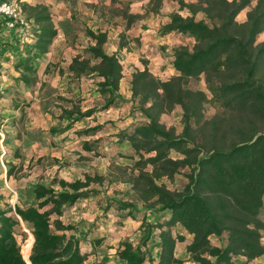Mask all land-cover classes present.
<instances>
[{"label":"trees","instance_id":"16d2710c","mask_svg":"<svg viewBox=\"0 0 264 264\" xmlns=\"http://www.w3.org/2000/svg\"><path fill=\"white\" fill-rule=\"evenodd\" d=\"M178 4L190 16L170 14L162 33L185 34L193 38V46L174 50L176 74L167 80L146 68L133 72L131 112L143 119L121 130L118 141L129 146L120 156L133 160L125 180L134 198L104 196L101 209L113 207L121 220L139 216L137 229L116 248L117 264H249L264 254V41L257 42L264 32V0H178ZM19 5L31 26L13 36L25 50L15 69L20 72L18 79L32 88L38 59L48 51L57 29L46 5ZM246 7L245 20L238 21L237 15ZM199 12L204 17L195 19ZM87 35L95 43L72 58L70 77L97 79V90L104 98L102 109L125 103L117 93L122 77L119 58L103 50L105 34L87 30ZM23 38L32 43L22 42ZM10 45L7 42L3 47L10 49ZM199 78L207 92L187 86ZM65 102L71 106H59L57 115L60 121H68L64 129L93 113L82 111L73 101ZM206 105L216 108L209 119L203 116ZM175 106L182 110L179 134L160 122L161 115ZM57 131L50 128L52 134ZM91 146L92 142H82L83 149ZM172 152L180 158L173 159ZM11 155L21 156L15 148ZM182 168L188 172L180 192L159 182L171 180ZM117 169L125 175L128 168ZM12 170V164H7V178ZM104 179L86 174L83 180L71 182H36L20 192L22 203L0 205V264H28L25 260L30 264H101L88 262L83 247L86 242L98 246L102 238L62 217L77 202L100 193L91 183L101 184ZM3 198L0 190V201ZM137 201L143 203L141 208ZM20 222L31 234L21 250L14 234ZM187 235L191 238L185 243L184 257H177L176 245L185 242Z\"/></svg>","mask_w":264,"mask_h":264},{"label":"crops","instance_id":"0c3cea01","mask_svg":"<svg viewBox=\"0 0 264 264\" xmlns=\"http://www.w3.org/2000/svg\"><path fill=\"white\" fill-rule=\"evenodd\" d=\"M16 1L19 4L46 5L57 29V35L48 51L38 59L34 87H26L18 79L20 72L15 69V62L24 55L25 50L13 40L14 32L2 28L0 18V51H3L0 55V127L5 129L2 130L6 133V143L3 141L5 140L3 134L0 147L6 151L10 150L12 145L8 138L13 134H8L10 132L5 126L13 130L21 116L24 129L21 132L13 130L17 138V146L13 147L20 153L25 152L23 155L28 158H23V163L28 162L31 157L38 159L43 155L50 156L54 158L56 167L59 168L58 177L65 181L83 180L84 176L90 172L92 175L103 173L106 166L113 162L118 163L122 158L132 160L120 156V153L129 149V146L126 142L118 141L121 130L143 119L135 118L131 112L133 110L130 101L132 74L136 70L141 71L145 68L161 80H167L176 74L173 66L174 50L181 46L191 48L194 40L174 31L162 33V28L169 23L170 14L176 12L186 17L190 16L189 11L180 8L178 0H82L84 1V31L81 32L70 28L69 25L75 19L63 0ZM182 1L196 2L197 0ZM107 9H112L116 13H110ZM195 17L201 19V13H197ZM241 21L244 19L242 18ZM28 26L31 25L28 24ZM87 30L105 34L103 50L119 58L122 65V77L117 93L125 100V103L119 102L117 105L102 109L104 98L97 90L98 80L91 75L80 79L70 77L68 66L72 58L82 54L83 48L95 43L87 35ZM7 42L11 44L10 49L3 47V44ZM22 42L31 44L32 40L23 38ZM45 85L53 89L54 97H58L54 100L55 111L51 113L42 109L40 105L43 100L41 87ZM75 98L79 101L78 103L75 102ZM63 99L78 104L82 111L93 110V113L75 121L70 128L64 129L68 121H60L57 118L59 106L70 107L71 102H65ZM25 103L28 105L25 106ZM51 127L58 131L52 134ZM93 128H96L93 132L78 134L82 130ZM82 142H92L91 148L83 149ZM1 177L7 179L5 173ZM104 196H114V194L100 191L94 197L77 202L65 211L64 215H69L66 218L68 222L78 224L84 230L90 228L94 236L102 238L98 246H94L91 242H86L84 245L83 250L88 253V262L117 264L115 251L119 242L130 237L140 221L139 216L121 220L113 207L104 212L101 209ZM78 207H84V209L80 211ZM186 237L183 244L189 242L191 238L189 235ZM107 241L113 243L112 248L100 252V248L104 247ZM262 244L264 245V236ZM176 256L183 258L184 254L181 256L176 254ZM144 264L150 263L146 261ZM182 264L195 263L185 261ZM249 264H264V254L253 259Z\"/></svg>","mask_w":264,"mask_h":264},{"label":"rangeland","instance_id":"374dc122","mask_svg":"<svg viewBox=\"0 0 264 264\" xmlns=\"http://www.w3.org/2000/svg\"><path fill=\"white\" fill-rule=\"evenodd\" d=\"M63 2L66 4V7L69 9V11L73 14L74 16L73 19H75L69 25L70 28L83 32L84 31V1L63 0ZM253 3L254 2L252 1L251 5ZM248 10L249 7L244 8L237 15L236 19L238 21H241L242 18L245 20L246 13ZM108 11L110 13L112 12L116 13V11L112 9H109ZM203 17L204 16L201 13V18ZM195 19H198V17H195ZM261 41H264V32L261 33L257 38V42H261ZM187 86L191 89H199L207 92L205 83L202 78L190 80ZM41 89H42L41 95L43 99L40 103L41 108L45 109L48 113L55 111V109L53 108L55 106L54 100L58 97L57 96L54 97L53 89L46 85L42 86ZM75 102L78 103L79 101L75 98ZM215 112H216V108L214 106L206 105L203 111V116L205 119H209L215 114ZM119 119L122 120L123 118H119ZM160 122L163 123L166 127H172L176 134L181 133L183 128L182 110L178 106H175L170 112L161 115ZM22 123L19 122L18 125L15 126L13 130H19L20 132L23 131L24 125ZM5 128L9 130L8 132L10 133L8 134H13V135L12 137L8 138L10 145H12L9 151H6L0 147V190L4 196L3 200L0 201V205L3 207H13L15 204L23 202L22 199L24 200V196H21L22 199H20V192H22L32 184L36 182H43L45 184H48L51 183L53 179H58L59 177L57 171L59 170V168L56 167L57 164H55L54 158L47 155H43L38 159H33V157H31V159L29 161L26 160L28 162L25 163H23V158L25 159L28 158L27 156L23 155L25 154V152L21 151L20 153L21 156L19 157V160L17 158H11L12 151L14 150V147L17 146L16 145L17 138L16 135H14L16 134L15 131L10 130V128L6 126ZM2 129L3 128L0 127V140H1L0 142H2L3 134L5 135L4 139L6 138V133L3 132V130L5 129L3 130ZM170 156L173 159L180 158V156L175 152H172ZM5 157H7V159L10 160L9 163H5V159H4ZM7 164L10 165L12 164L13 170L10 175L11 178L4 179V177L1 176L4 175L7 169ZM132 165H133V160H124L123 158L118 163H114V162L110 163L108 166H106V169L104 170L103 173H94V174L103 175L105 177L103 182L101 184L91 183V186L101 192L108 191L109 193L114 194L118 198H122L124 200H133L134 195L131 188V184L125 180L128 176H130L132 172L131 170ZM118 166L128 168L126 170L125 175H122V173H120V171L117 169ZM187 172H188V168H182L180 171H178V173H176L173 176L171 180L162 178L159 182H164L171 191L180 192L187 181L185 177ZM133 173L136 174L137 171L134 170ZM89 174L90 176H92L91 172ZM136 204L139 208L143 206L142 202L137 201ZM78 208H79L78 210L80 211L84 209V207H78ZM67 216L69 215L66 216L63 215L62 217L63 220L66 222H68L66 220ZM14 234L17 239V242L20 245V250H21V248L24 247L27 244V242L30 240L31 234L24 225V223L22 222H20V224L15 227ZM112 244L113 243H111V241H107L106 245L100 248V252H104L107 249L112 248ZM184 248H185V244L177 243L176 254L180 256L183 255Z\"/></svg>","mask_w":264,"mask_h":264},{"label":"built area","instance_id":"2783aa9c","mask_svg":"<svg viewBox=\"0 0 264 264\" xmlns=\"http://www.w3.org/2000/svg\"><path fill=\"white\" fill-rule=\"evenodd\" d=\"M0 18L2 20V28L7 31L17 33L28 26L16 0H0Z\"/></svg>","mask_w":264,"mask_h":264},{"label":"water","instance_id":"95a60500","mask_svg":"<svg viewBox=\"0 0 264 264\" xmlns=\"http://www.w3.org/2000/svg\"><path fill=\"white\" fill-rule=\"evenodd\" d=\"M23 259H24V258H23ZM24 260H25V259H24ZM25 261H26L28 264H30L29 261H27V260H25Z\"/></svg>","mask_w":264,"mask_h":264},{"label":"bare ground","instance_id":"6f19581e","mask_svg":"<svg viewBox=\"0 0 264 264\" xmlns=\"http://www.w3.org/2000/svg\"><path fill=\"white\" fill-rule=\"evenodd\" d=\"M28 261V260H27Z\"/></svg>","mask_w":264,"mask_h":264}]
</instances>
